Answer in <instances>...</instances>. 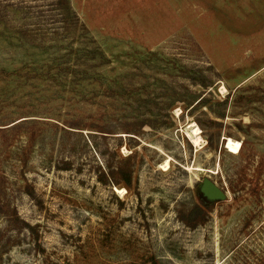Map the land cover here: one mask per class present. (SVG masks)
<instances>
[{
    "label": "rangeland",
    "instance_id": "374dc122",
    "mask_svg": "<svg viewBox=\"0 0 264 264\" xmlns=\"http://www.w3.org/2000/svg\"><path fill=\"white\" fill-rule=\"evenodd\" d=\"M242 2L0 0V264H264V0Z\"/></svg>",
    "mask_w": 264,
    "mask_h": 264
},
{
    "label": "bare ground",
    "instance_id": "6f19581e",
    "mask_svg": "<svg viewBox=\"0 0 264 264\" xmlns=\"http://www.w3.org/2000/svg\"><path fill=\"white\" fill-rule=\"evenodd\" d=\"M187 136L192 140V142L197 147H201L204 143L201 137V129L196 124H191L187 128ZM225 145H226V149L232 154H238L241 150V143L239 141L233 140L232 138H227L225 140ZM167 167H168V163H165L163 168H167ZM198 170L201 171L202 169L199 168ZM117 192L118 194L119 193L123 194L125 191L124 190L121 191L117 189Z\"/></svg>",
    "mask_w": 264,
    "mask_h": 264
},
{
    "label": "water",
    "instance_id": "95a60500",
    "mask_svg": "<svg viewBox=\"0 0 264 264\" xmlns=\"http://www.w3.org/2000/svg\"><path fill=\"white\" fill-rule=\"evenodd\" d=\"M202 190L209 199H225L226 198L225 193L218 186H216L215 183H213L209 179L204 180V185H203Z\"/></svg>",
    "mask_w": 264,
    "mask_h": 264
},
{
    "label": "crops",
    "instance_id": "0c3cea01",
    "mask_svg": "<svg viewBox=\"0 0 264 264\" xmlns=\"http://www.w3.org/2000/svg\"><path fill=\"white\" fill-rule=\"evenodd\" d=\"M242 1H244V0H241V3H244V2H242ZM237 3H239V0H228V8L229 9H233V5H236ZM262 18H264V16L263 15H261V14H259Z\"/></svg>",
    "mask_w": 264,
    "mask_h": 264
}]
</instances>
